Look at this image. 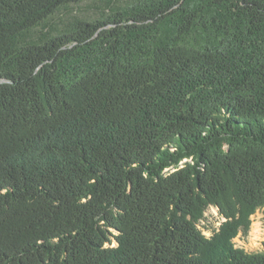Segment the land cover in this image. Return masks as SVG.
Here are the masks:
<instances>
[{
  "label": "trees",
  "instance_id": "1",
  "mask_svg": "<svg viewBox=\"0 0 264 264\" xmlns=\"http://www.w3.org/2000/svg\"><path fill=\"white\" fill-rule=\"evenodd\" d=\"M263 207L264 0H0V264H264Z\"/></svg>",
  "mask_w": 264,
  "mask_h": 264
},
{
  "label": "rangeland",
  "instance_id": "2",
  "mask_svg": "<svg viewBox=\"0 0 264 264\" xmlns=\"http://www.w3.org/2000/svg\"><path fill=\"white\" fill-rule=\"evenodd\" d=\"M206 215H211L208 217L210 222L213 224H218L217 213L214 209H209L206 211ZM203 232L208 236L210 231L203 229ZM264 241V207L256 210L251 215V226L247 235H242L241 232L234 238L235 245L241 247L247 251H258L262 250L261 242Z\"/></svg>",
  "mask_w": 264,
  "mask_h": 264
}]
</instances>
